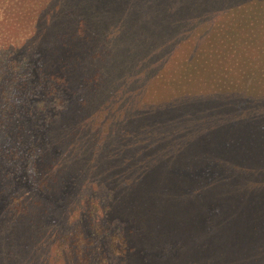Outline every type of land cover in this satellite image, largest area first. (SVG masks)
Listing matches in <instances>:
<instances>
[{"label": "trees", "instance_id": "trees-1", "mask_svg": "<svg viewBox=\"0 0 264 264\" xmlns=\"http://www.w3.org/2000/svg\"><path fill=\"white\" fill-rule=\"evenodd\" d=\"M26 8L0 47L33 65L16 100L0 59V167L36 187H0V264H107L84 227L103 199L117 264H264V0ZM169 76L186 89L151 98Z\"/></svg>", "mask_w": 264, "mask_h": 264}, {"label": "rangeland", "instance_id": "rangeland-1", "mask_svg": "<svg viewBox=\"0 0 264 264\" xmlns=\"http://www.w3.org/2000/svg\"><path fill=\"white\" fill-rule=\"evenodd\" d=\"M4 2V1H2ZM35 0H27L24 4H18V3H10V7L8 8L7 4L3 5L0 4V47L3 49H6V47L9 46H23L25 40L27 39V36L33 32V29L31 26H28V21L26 18V15H28L27 6L29 8V5L34 3ZM28 3V4H27ZM10 9L9 12L7 10ZM35 9V8H34ZM13 44V45H12ZM14 51L17 50V48L13 47ZM24 56L21 55L19 52H15L12 55H3L0 59H5V62H3L4 69L2 73L5 74V65L7 68L10 69L11 73L13 71V74H8L9 79L12 81L11 84L7 83L4 87V89L7 91V96L15 97L16 100L20 99V87H17L16 84L13 85V79H17L18 85H21L22 83H25L26 86H28V80L24 77V72L28 69L33 68V65H31V68H29L26 63H24ZM179 66V65H177ZM17 69V70H16ZM16 70V71H15ZM23 72V73H22ZM0 73V74H2ZM2 74V76L4 75ZM176 77L182 78L179 74V72L176 74ZM167 75L164 73L161 77V79H166ZM22 82V83H21ZM168 82L166 83V86L163 85H152V89L150 91V97L155 99H167L172 97L173 95L180 94V91L185 90L186 87L183 85V82L180 81H174L168 77ZM36 87V84H35ZM38 90V89H37ZM36 92V90H35ZM11 94V95H10ZM37 96V93L35 94ZM1 102V101H0ZM2 131V129H0ZM3 135H0V143L4 147H10L8 145L9 140L2 139ZM5 150V149H1ZM6 151V150H5ZM7 152V151H6ZM4 155L3 151L0 152V157ZM19 162V160L17 161ZM8 165L0 167V187L2 186L7 187L10 185L13 190H16L18 188L20 189H31L33 190L36 185L30 181L29 176L25 173L26 171V164L23 162L16 168H11ZM7 185V186H6ZM0 188V193H2V189ZM103 208L100 209L98 213V219H94L91 222L92 226H88L85 224L84 227H86V232L89 237L92 238L95 245H101L105 246L106 248V260L108 261L107 264H117V261L114 257L110 256L109 251V245L111 242L112 236L116 235L119 230L118 224H107V222L103 218L104 214V205H106L107 200H102ZM0 213L1 210H4L6 213V199L0 198ZM1 217V216H0ZM97 227V232L92 227ZM101 226V228H99ZM98 233V234H97ZM90 244V242H88ZM93 247V246H90ZM96 260H98V256L96 257ZM101 260V259H100Z\"/></svg>", "mask_w": 264, "mask_h": 264}]
</instances>
